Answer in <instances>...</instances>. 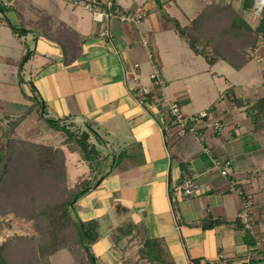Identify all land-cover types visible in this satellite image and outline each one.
Instances as JSON below:
<instances>
[{"label":"crops","instance_id":"1","mask_svg":"<svg viewBox=\"0 0 264 264\" xmlns=\"http://www.w3.org/2000/svg\"><path fill=\"white\" fill-rule=\"evenodd\" d=\"M112 1L122 11L143 8L147 16L139 26L117 19L98 23L72 0H18L8 14L0 9L4 83L17 85L21 74L32 86L25 97L34 91L46 118L85 127L89 122L103 140L98 164L106 169L72 211L98 229L92 250L99 264H264V112L249 111L264 99V41L241 69L225 60L210 66L177 30L206 8L219 21L230 8L253 27L258 21L243 11L244 0H211L187 25L180 22L186 12L178 0ZM9 23L23 32L15 34ZM222 62L233 70H219ZM156 69L163 88L153 83ZM143 87L152 100L137 94ZM163 100L180 102L186 115L209 111L224 132L202 127L203 139L182 134L167 120ZM13 106L12 100L1 103L0 117H17ZM216 158L229 164L218 168ZM188 179L197 184L191 196L183 188ZM247 201L253 203L249 222ZM117 205L128 212L118 213ZM210 216L227 223L203 229L201 221ZM129 224L134 230L115 241L118 227ZM148 240L161 241L168 259L142 257Z\"/></svg>","mask_w":264,"mask_h":264},{"label":"trees","instance_id":"2","mask_svg":"<svg viewBox=\"0 0 264 264\" xmlns=\"http://www.w3.org/2000/svg\"><path fill=\"white\" fill-rule=\"evenodd\" d=\"M254 0H244L243 11H249L253 7ZM210 7H213L212 5ZM1 10H5L1 8ZM211 9L204 10L188 27H182L177 24V30L189 43L190 48L196 55L203 56L210 66L215 65L221 60L229 62L235 69H241L250 60L253 59L254 53L259 46V42L264 41V17L253 27L245 21V19L234 12L230 8L231 15L222 17L221 21L216 19L210 12ZM218 17V16H217ZM224 18V19H223ZM12 31L15 34H21L22 29L17 28L12 23H9ZM212 31H214L212 33ZM26 55L21 67L27 62ZM151 93L145 94L144 101L152 100ZM42 116L56 130L62 131L67 135L66 142L71 148L75 149L81 158L91 163L104 160V156L100 150L103 140L95 131L91 123L86 124V130L79 128L76 123L60 122L54 119H48L46 107L41 104ZM249 111H254L255 116H260L264 112V99L256 102L250 107ZM24 119V116L19 117L14 121V125H18ZM87 125L93 130L87 129ZM70 126H76L72 130ZM95 138V141L92 138ZM14 142V141H13ZM9 143L7 146V157L0 149V165L1 168L0 184L7 185L9 197L15 192V196L20 199L21 204H30L39 196L35 190L37 187L44 186L45 189L51 185L47 181L56 179L55 171L48 167H42L38 162L40 154L43 157H51L50 150L39 145L30 146L28 143L19 142V144ZM181 168L184 176L190 174L189 166L186 163H181ZM97 181L90 179L83 181L77 189L70 192L65 198L58 200L54 206L34 207V217H43L49 221V230L46 240L39 246L38 255L34 264H49V257L59 249V243L63 240L64 231L69 227L73 228L75 237L79 246L85 253L87 264H99L98 258L92 250V246L99 239V231L96 227L83 223L72 216L76 202L95 188ZM15 186V188H13ZM48 186V187H47ZM33 187L35 189H33ZM36 194V195H35ZM7 198V205H10ZM118 213L126 214L128 210L122 205L116 206ZM227 221L208 217L201 221L200 225L203 229H212L215 226L223 225ZM239 224L240 221H239ZM134 230L132 224L128 226H120L117 233L114 235V240L119 241L122 237L128 235ZM11 245H0V264H13V254L9 252ZM141 256L150 260V262H164L168 259V254L161 241L148 240L141 249ZM197 264H201L199 260H195ZM208 264V263H207Z\"/></svg>","mask_w":264,"mask_h":264},{"label":"rangeland","instance_id":"3","mask_svg":"<svg viewBox=\"0 0 264 264\" xmlns=\"http://www.w3.org/2000/svg\"><path fill=\"white\" fill-rule=\"evenodd\" d=\"M42 1L44 0H32V3L41 4ZM56 1L61 3L64 0ZM178 3L185 10L187 16L180 15V22L182 25H187L189 19L195 18L202 7L211 3V0H178ZM8 10L5 9L7 14ZM166 18L167 21H173L168 16ZM196 59L205 66L206 62L203 58ZM253 63L256 64L255 61ZM218 69L233 70V67L222 62ZM6 79L7 77L4 78L0 75V104L8 100L16 102V106L13 107L17 117H0V149L2 147L1 150L7 157V146L13 141V144L17 145L22 142L28 143L30 146H43L50 150L52 156L43 157L40 154L38 162L42 167H48L57 172L54 174L56 179L47 181V184L51 185L50 188L45 189L42 186L35 189L33 187L35 190L32 191L36 192L39 198L30 204L16 205L22 202L15 196V192L9 197L8 186L0 184V245H11L8 250L13 254V264H34L39 246L46 240L49 230L48 220L46 221L40 216L39 218L34 217L36 212L34 207L54 206L58 200L65 198L70 192L77 189L83 181L97 180L106 167H102L98 162L90 164L84 161L80 154L66 142L67 135L54 129L42 118L41 104L35 92L32 91V97H25V94L32 90L29 81L23 79L20 74L17 76L18 84L13 86L4 83ZM26 111L28 113L23 114ZM22 116L24 119L18 125H14V121ZM77 125L82 130H86L84 124ZM70 128L75 130L78 127L70 126ZM1 168H4V165H0V173ZM8 197L10 198L9 206L7 205ZM49 264H87L85 253L77 242L73 228L69 227L64 231L59 249L49 257Z\"/></svg>","mask_w":264,"mask_h":264},{"label":"built area","instance_id":"4","mask_svg":"<svg viewBox=\"0 0 264 264\" xmlns=\"http://www.w3.org/2000/svg\"><path fill=\"white\" fill-rule=\"evenodd\" d=\"M17 1L18 0H0V7L4 9H11L15 7ZM72 1L75 6L82 4L86 10L92 13L94 20L98 23H103L106 20L110 21L113 19H117L123 23L139 26L147 16V11L143 8L134 11H122L121 9L115 7L112 0ZM249 17L252 20H257L258 22L264 17V0L253 1V7L249 11ZM143 44L145 46H148V39H144ZM136 67H138V65H136ZM131 79L134 82H138L139 76L132 75ZM152 80L155 87H164V82L158 69H156L154 74L152 75ZM149 93H151V90L146 87L140 88L137 92V94L141 96ZM163 103H165L166 105L165 116L167 120L170 121L175 127H177V129H179L182 134L191 133L203 139V135L200 133L202 127L211 129L216 135H221L225 130V126L223 125V123L219 120L213 119L209 111H204L194 115H186L182 112L180 102L163 100ZM214 164L216 167L221 168L224 164H229V162H225L219 158H216L214 159ZM226 174L227 172L223 171V175ZM183 188L186 195L191 196L197 189V184L193 180L188 179L185 181ZM252 205V201H247V208L244 213L246 222H249L247 212L251 210Z\"/></svg>","mask_w":264,"mask_h":264},{"label":"water","instance_id":"5","mask_svg":"<svg viewBox=\"0 0 264 264\" xmlns=\"http://www.w3.org/2000/svg\"><path fill=\"white\" fill-rule=\"evenodd\" d=\"M87 129H91V130H93V128H92V127H90V126H88V125H87ZM181 192H182V191H181Z\"/></svg>","mask_w":264,"mask_h":264}]
</instances>
